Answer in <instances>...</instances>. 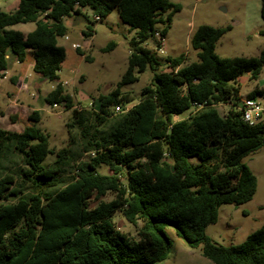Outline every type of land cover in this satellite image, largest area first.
I'll return each mask as SVG.
<instances>
[{
	"label": "trees",
	"instance_id": "trees-1",
	"mask_svg": "<svg viewBox=\"0 0 264 264\" xmlns=\"http://www.w3.org/2000/svg\"><path fill=\"white\" fill-rule=\"evenodd\" d=\"M180 9L170 0H19L13 11L0 10V77L8 52L23 62L27 49L33 50V71L54 83L44 101L71 110L70 146L80 145L77 157L88 158L78 161L64 183L56 177L57 166L75 157L70 146L56 152L49 147L48 135L37 127L39 111L22 121L20 132L0 129V159L14 154L20 164L0 174V264H157L172 246L168 227L187 247H201L212 264H264V224L237 245H219L205 234L221 205L245 204L257 190V179L242 159L264 147V121L243 120L237 79L243 73L258 79L264 47L257 57H220L215 46L229 27L200 25L189 41L195 62L183 65L184 55L167 57L168 70L154 74L138 103L124 108L121 102V89L138 80L135 71L161 66L141 44L159 49L156 34L164 39ZM85 10L100 20L117 10L121 22L137 31L126 71L109 93L98 96L95 110L74 108L59 78L66 51L58 39L67 37L66 20L83 17V34L93 35L97 21ZM260 18L264 37V0ZM26 23H35L26 34L8 29ZM114 47L110 42L103 51ZM256 95L264 97V90L247 98ZM220 105L229 106L223 115ZM49 154L56 160L45 167ZM107 193L114 199L90 206ZM117 212L133 225L141 223L138 240L119 232Z\"/></svg>",
	"mask_w": 264,
	"mask_h": 264
},
{
	"label": "rangeland",
	"instance_id": "rangeland-1",
	"mask_svg": "<svg viewBox=\"0 0 264 264\" xmlns=\"http://www.w3.org/2000/svg\"><path fill=\"white\" fill-rule=\"evenodd\" d=\"M170 1L180 5L181 9L173 15L163 39L160 48L164 53H160L150 42L141 44L142 47L153 51L162 64L157 70L148 67L142 73L135 71L138 80L121 89L123 96L121 102L124 108L138 103L142 89L151 82L155 73L168 70L164 64L167 57L184 55L186 60L183 65L197 60L196 52L190 47L189 41L194 30L200 25L229 27L215 46V52L220 57H257L264 47V37L259 35L262 28L260 0ZM18 2L19 0H0V10L13 11ZM84 13L88 14L90 20L93 19L88 10ZM66 23L69 26L67 39H58V44L66 51L59 72L60 81L64 85L65 93L72 98L74 107H86L91 103L96 105L98 96L109 93L126 71L130 40L137 31L121 22L117 10H113L106 18L94 25L91 37L82 34L87 31V22L83 17L73 16L68 18ZM34 27L35 23H26L8 29L26 34ZM161 28L162 25H157V29ZM110 42H114L115 47L103 51ZM72 44L81 49L85 55H79L71 47ZM86 55L92 58L91 62L85 60ZM33 62L31 49H27L23 62H18L14 55L8 52L6 72L3 78L0 77V129L20 132L23 129L22 121L27 119L32 111L37 110L40 113L37 127L48 135L49 147L56 152L70 146L66 124L71 119V110H64L60 106L53 107L44 101L53 89L54 83L35 73ZM237 83L240 86V100L247 98L255 89L264 90V67L257 80H250L248 74L243 73L238 77ZM253 99L264 106L263 96L256 95ZM217 109L223 115L229 110V106L220 105ZM190 111L184 112L181 118L186 117ZM260 120L264 121V114ZM77 134V129L71 131L72 136ZM70 148L75 161L57 166L56 177L64 183L74 176V166L78 161L88 159L86 155L77 157L80 153V145L73 144ZM55 160V154H49L42 165L52 166ZM242 163L255 175L257 190L252 200L245 204H223L219 207L217 222L210 224L205 230V234L219 245L240 244L250 233L264 224V147L244 157ZM19 166V158L14 154H7L0 159V174ZM100 172L104 174L107 170L101 168ZM113 199L114 194L107 193L98 200L92 199L90 206L94 207L100 201L109 202ZM114 222L119 232L135 241L138 240L137 229L140 222L133 225L126 221L120 212H117ZM166 233L172 246L167 258L157 264H212L202 256L201 247L194 249L187 247L171 227L166 229Z\"/></svg>",
	"mask_w": 264,
	"mask_h": 264
},
{
	"label": "built area",
	"instance_id": "built-area-1",
	"mask_svg": "<svg viewBox=\"0 0 264 264\" xmlns=\"http://www.w3.org/2000/svg\"><path fill=\"white\" fill-rule=\"evenodd\" d=\"M93 19L97 22L100 20V18L98 16H94ZM156 38L158 39V41H160L161 46H162L163 39L160 38L158 33L156 34ZM66 39H67V37H66ZM71 47L73 49L77 48L75 44H72ZM158 51L160 53H164V51L161 48H159ZM94 106H95L94 103H91V104H89V106H86V107L77 106L74 108H77L78 110H81V109L95 110ZM114 110H115L114 111L115 113H119L121 111L119 106H116L114 108ZM238 111H240L242 113V118L245 122H247L249 124H253V123H255L261 119L262 115L264 114V106L260 105L256 101H254L253 98H245V99L241 100ZM91 155H93V153H91Z\"/></svg>",
	"mask_w": 264,
	"mask_h": 264
},
{
	"label": "crops",
	"instance_id": "crops-1",
	"mask_svg": "<svg viewBox=\"0 0 264 264\" xmlns=\"http://www.w3.org/2000/svg\"><path fill=\"white\" fill-rule=\"evenodd\" d=\"M68 23V22H67ZM83 34V33H82ZM82 34H80V36L82 35ZM84 35V34H83ZM82 37V36H81ZM6 71H4L3 73H5Z\"/></svg>",
	"mask_w": 264,
	"mask_h": 264
},
{
	"label": "water",
	"instance_id": "water-1",
	"mask_svg": "<svg viewBox=\"0 0 264 264\" xmlns=\"http://www.w3.org/2000/svg\"><path fill=\"white\" fill-rule=\"evenodd\" d=\"M174 119L176 120L177 119V116H175Z\"/></svg>",
	"mask_w": 264,
	"mask_h": 264
}]
</instances>
